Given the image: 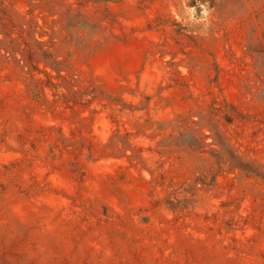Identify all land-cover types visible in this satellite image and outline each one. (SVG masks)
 Returning <instances> with one entry per match:
<instances>
[{
	"label": "rangeland",
	"instance_id": "obj_1",
	"mask_svg": "<svg viewBox=\"0 0 264 264\" xmlns=\"http://www.w3.org/2000/svg\"><path fill=\"white\" fill-rule=\"evenodd\" d=\"M0 264H264V0H0Z\"/></svg>",
	"mask_w": 264,
	"mask_h": 264
}]
</instances>
